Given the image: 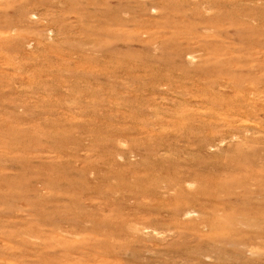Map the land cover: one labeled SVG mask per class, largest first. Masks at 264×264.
Instances as JSON below:
<instances>
[{
    "label": "rangeland",
    "instance_id": "1",
    "mask_svg": "<svg viewBox=\"0 0 264 264\" xmlns=\"http://www.w3.org/2000/svg\"><path fill=\"white\" fill-rule=\"evenodd\" d=\"M0 264H264V0H0Z\"/></svg>",
    "mask_w": 264,
    "mask_h": 264
}]
</instances>
